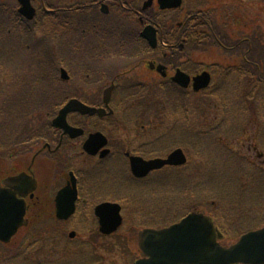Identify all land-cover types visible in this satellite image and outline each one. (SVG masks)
Segmentation results:
<instances>
[{
  "label": "rangeland",
  "instance_id": "374dc122",
  "mask_svg": "<svg viewBox=\"0 0 264 264\" xmlns=\"http://www.w3.org/2000/svg\"><path fill=\"white\" fill-rule=\"evenodd\" d=\"M75 1L60 0V10L56 7L49 12V9L42 8L39 0H32L31 4L37 13L33 19L25 21L19 16L21 5L17 0H0V73L20 76L27 87L25 95L18 96L23 97L21 105L17 99L8 104L4 94L7 85L0 78V144L7 146L13 143L23 161L30 157V153H34L33 149L39 142H45L41 129L49 131L44 121L52 109L56 111V117L57 112L72 98L91 102L92 105L102 103L101 98L94 99L89 96V91L95 90L97 86L94 83L101 78L98 74L106 73L105 82L108 83V78H112L116 73H123L135 61L132 54L140 52L141 47L139 44L132 47V43H145L138 35L147 24H139V15L129 14L122 9L119 10L120 13H110L102 17L103 19L96 17L94 21L93 16L90 17L86 11L80 10V6L87 3L79 4L75 13ZM144 1L146 0H140L136 8L145 12L144 15L161 22L175 15L170 11L159 12L156 8L148 12L143 11ZM191 1L193 12L206 11L202 0ZM237 1L239 2L210 0L205 5L217 13L220 12L221 5L231 7ZM47 2L57 4L55 0ZM61 4L63 6H60ZM63 8L71 10L66 11L65 15H56V10L58 9L59 13ZM240 11L241 15L246 16L249 26L229 31V36L218 28L226 27L225 24L219 25L218 20L216 24L213 23L218 26V40L222 44L217 48L213 47L216 41L208 40L211 38L209 35L208 39L198 38L200 42L193 38L192 42L199 48H206V54L199 56L204 62L217 61L227 65L214 66L215 71H209L212 82L207 90L194 92L189 89L187 93L182 94L184 91L175 85L171 86L174 90L171 94L169 87L162 88L160 93L145 88L146 91L141 93L140 89L132 86V79L135 78L128 73L124 75V78H128L125 85L132 87L127 94L118 96L113 103L117 114L111 121L118 122L115 123L117 125H128H122L124 132L119 129L114 133L117 140H127L129 125H137L136 128L142 131L143 136L136 138L138 146L145 151L144 155L155 159L164 158L170 151L181 149L191 161L200 157L203 161L199 159L198 162L194 160L189 163L188 160L183 167H168L160 174L151 175L141 181L132 176L127 159L118 164V172L113 166L120 158L114 161L104 159L97 165L94 160L80 153L78 157H74L72 152L62 151L65 156L60 167L52 158L47 162L49 168L46 170L45 166L43 167L40 180L44 182L49 181L50 176L56 175L61 169L65 175H68L70 170L77 173V166L81 172L89 173L98 187L111 180L118 185L119 194L110 193L108 196H126L125 200L131 203L128 208L133 211L138 208L136 202L140 201L138 198L141 197L137 188L142 186L147 189V193H151L149 196L153 197L152 200L149 198L150 209L144 208L143 211L146 214L153 208L155 215L144 217L141 214L139 222H129L131 227H135L133 231L129 226L119 232L118 237H114L115 234L113 237H107L95 230L96 221L94 227L91 226V221H82L80 226L75 227L70 223L60 225L56 219L54 204L51 202L42 218L37 217L28 228L21 230L10 245L0 244V264H133L140 256L137 231L149 229L140 225L147 222L144 218L158 219L161 215H166L168 210L181 212L184 208L202 209L203 204H206L203 209L206 211H209L208 207L212 204H227L237 208L243 205L259 207L264 204V156L260 154L264 153V57L259 59L261 57L258 56V51L264 54V0H241ZM182 15L186 14L178 13L176 17L171 18L174 19L173 27L177 22L184 23L185 17ZM59 19L63 25L59 23ZM200 26L201 29H198ZM59 28L61 29L58 32ZM103 28L111 29L113 36L108 39L106 50L110 54L107 62L100 64L96 69L98 73L95 79L91 76L94 75V68L88 43L94 40L95 33L101 34ZM189 31L207 35V25H201L198 19H193L189 24L185 23L184 34ZM128 43L131 49H123ZM164 43H167L166 40ZM178 43L180 45L181 41ZM99 44L100 42L96 41L97 47H100ZM191 53L192 50L187 52V55ZM180 57L183 55L169 59L176 61ZM51 62L53 68L50 67ZM62 69L67 72L68 79L62 78ZM199 70L204 68L200 67ZM46 75H51L49 80ZM151 75H142V78L151 79ZM16 86L15 92H20V88ZM163 92L168 99L164 97ZM10 97H13V93ZM16 97L17 95L14 98ZM73 116H67L71 124L77 123ZM105 119L101 120V123L96 116L86 118L90 124H96L97 128L94 130H101V133L111 122ZM53 130L52 127L51 133H56ZM90 130H93V126ZM57 135L59 137V134ZM116 139L113 144H117ZM166 148L169 149L164 152ZM4 149L5 153H0V164L9 169V151L5 147ZM157 149L160 150V155ZM26 154L28 155L24 157ZM19 160L20 158L18 162ZM51 179L57 187L58 181H54L53 177ZM84 184L90 188L92 186L87 180ZM54 188L49 198L54 196ZM86 206V211L92 214L89 220L94 219L93 209H90L94 205ZM227 206L223 209L228 208ZM261 223L262 221H254L248 225L259 227ZM71 232H75L72 238ZM222 244L229 245L228 242Z\"/></svg>",
  "mask_w": 264,
  "mask_h": 264
},
{
  "label": "flooded vegetation",
  "instance_id": "af4514ba",
  "mask_svg": "<svg viewBox=\"0 0 264 264\" xmlns=\"http://www.w3.org/2000/svg\"><path fill=\"white\" fill-rule=\"evenodd\" d=\"M59 1L60 0H56L57 2L56 6L58 9H59L58 7ZM174 1L175 0H162V3L159 4V0H147V1H144V4L142 5L145 7L147 6L146 8L150 7L148 8L147 12L151 10L152 8H156L155 10H158L159 12L170 11V13L175 14V15L171 14L172 15L171 18L176 17V14L178 13H182V14L184 13V15L186 14L185 16L182 15L183 17H185L184 23L177 22L174 24V27L172 25V21L174 19L169 18L166 21L161 22L158 19H154V18H151L150 16L144 15L145 12L140 11V9H136L140 3V0H85V1L76 0L75 1L74 6L75 7L77 6L76 8H73L76 11L75 13H77V10L79 9L78 8L79 4L83 2L87 3V4H82L80 6V10L83 9V12L86 11V13L90 14V17L93 16L95 18L94 21H96V17L103 19L102 17H106L110 13H113V12L120 13L119 10H122V9H124L125 11H128L127 13L129 14L139 15L138 16L139 24L141 25L147 24L145 25V28L142 30V32L139 33L140 36L138 35V38H140V40L144 38L143 32L146 30V28L150 27L154 29V31L153 30L151 31V29H148L146 31V34H145L146 39L145 38H144L145 40L143 39L145 43H132V47H136L137 44H139V46L141 47V50L137 54H132L133 60L135 61L133 62L132 65L126 68V71L120 74L116 73L112 78H108L107 80L108 83L105 82L106 73L98 74L99 77L101 76V78H99V80L94 83L97 86L95 90L89 91V96L94 99L101 98L103 102L106 96L107 90H111L112 99H111V102H109V108L113 111L112 113L107 112V114H105L104 117L102 118L99 116H96L99 122L102 123L103 121L101 120H104V118H106L105 119L106 121H111L113 118L115 119V115L117 114V112L113 108L114 101L117 99L118 96L122 97L123 95L127 94V91L130 90L132 86L137 89H140L139 91L141 93L146 91L145 88L149 90L152 89L154 92L160 93L163 87L164 88L170 87L172 89L171 86L173 85L171 84V80L174 78L173 74H174V71L177 69H181V70L187 69L188 72L192 73V75H196L198 73L203 72V70L199 71L200 67H203L204 70L207 69L209 71H213L214 66H217V67H221L223 65L227 66L226 64H220L217 61L210 62L207 60L206 62H204L199 56H201L200 54L204 55V53L206 52L205 50L206 48L205 49L199 48L195 44V42H192V41L194 38L195 41L200 42L198 38H207L209 35L211 38L210 39L207 38V39L210 41L212 39L216 41L215 46L213 47L217 48L219 43L221 44V42L218 40V34H219L217 30L218 26L216 25L217 26L216 27L215 25H213V23L216 24L217 20H218L219 25L224 26L225 24L226 27H218V28L220 29L222 33H226L228 36L230 34L229 31L233 32V30L235 29L249 26V22L247 21L246 16L244 14L241 15L240 0L239 2L237 1V3H235V5L231 7H224V4L221 5V7H219L220 12H217V13H215L212 8H208L205 5L210 0H202L203 2L201 1L202 3H204V6L207 8L205 12L204 11H201L199 13L193 12L192 7H191L193 2L191 0H182V5H180L176 9H171V10L164 9L167 5H170L171 2H174ZM149 2H151L150 5H148ZM42 4L45 7V9H49L48 11L52 12V10H50V9H53L52 5L46 2ZM214 4L216 5L215 2ZM60 6H63V5L61 4ZM181 7L184 10L181 9ZM58 9L56 10L57 12L56 15L58 16L60 14L65 15L66 11L71 10V9L67 10L66 8H63L58 13ZM177 9H180V10H177ZM203 13H207V14H203ZM191 18L196 19V20L198 19V21L201 22V25L202 24L207 25V33H206L207 35L203 33L199 34L197 32L195 34L194 32L191 33V31H189L187 34H184L185 23L189 24L190 21L193 20ZM59 23L63 25V22L60 21V19H59ZM251 24H254V23H251ZM179 27H182V28L179 29ZM201 27L202 26L198 27V29H201ZM61 28L58 29V32L60 31ZM110 36H113L111 29L103 28L102 33L101 34L99 32L95 33V37H93L94 40L88 43L89 49L91 51L93 68L95 70V71L93 70L92 72L94 73V75H91V76L94 77L95 79L97 77L96 74L98 73L96 72V69L100 66V64H103V65L106 64L107 58L109 57L110 52L107 51L106 48H107V45H109L108 39L110 38ZM154 36H155L156 41L152 43ZM133 40H136V39H131V41ZM164 40H166L168 44L164 43ZM96 41L100 42L99 44L100 47H97L95 45ZM179 41H181L180 45L178 43ZM103 44H104V47H103ZM124 46L125 48L123 49H127V50L131 49V45H129V43ZM188 50L189 51L192 50V53L187 55V52H189ZM193 52H195L196 55L197 54L198 55L197 56L194 55ZM125 53L129 54L130 52H125ZM181 55H183V57L178 58L175 62L171 61V63H169L170 57L175 58L176 56L179 57ZM128 73H131V75L135 78L134 80L132 79V82L134 85L130 87L125 85V82H128L127 81L128 78H124V75H128ZM151 73H154V74L151 75ZM142 75H151L149 77L152 80L144 79L142 78ZM2 79L7 85L6 91L4 93L5 97L8 96L9 98L12 93L14 96L16 95L14 94L16 92H18L20 96L25 95L24 93L27 87L25 86V81H23V79L20 76L13 77V74L9 73V74L3 75ZM122 79L124 81L123 84H122L123 82ZM15 85H17L16 88L17 87L20 88V92L19 91L15 92ZM12 89L13 91H11ZM185 93L187 92L184 91L182 94H185ZM72 99H77V98H72ZM81 102L91 107H96L98 109L102 107L105 108L106 106V105L104 106V104L101 102L100 104L97 103L95 105H92V103L88 101L86 102V101L81 100ZM55 113L56 111L52 109L51 112H49L47 115H52ZM72 115H74L73 120L76 121L77 123H74V124L69 123V124L73 129H76L77 131H80V132H76L74 136H71V134H66L62 130H58V129H54L53 131H55L56 133L53 134L51 133L52 127H50L51 130H49L48 132L44 129H41V131L43 130L42 134H44L43 139H45V142L44 141L39 142L33 149L34 153L33 154L30 153L29 158L26 157L28 154L24 155V157H26L24 161L22 159V155L18 152V149H16L15 146L12 145L13 143L7 144V146H2V144H0V153L1 154L5 153L6 151L4 149L5 147L9 151L7 160H11V167L9 169L3 168L0 164V189H6V190L17 192L19 194L26 195V197H24V200L26 202L25 218L27 219V226L25 227V229L28 228L31 225V222L35 220L37 217H40L41 219L42 216L46 212V208H48L50 206V203L53 202L54 208H55L56 219L58 220V222H60V225L70 223L71 226L75 227V225L80 226L82 221H86V222L88 221L89 223L91 221V226L94 227L95 221H96L95 230L98 232V234H101L107 237L112 236L114 234H115L114 237L115 236L118 237L119 232H121L123 229L129 226H130L129 228L132 229L133 231L135 227L133 225L131 227V224H129L130 221L137 220L136 222H139V219H141L140 218L141 214H143L144 217H146L145 215H147L148 217H151V216L153 217V215H155L154 213L155 211L153 212L152 207H151L152 210L151 211L148 210L146 214L143 211L144 208L150 209L149 202L150 200L153 199V197L149 196L151 193H147V189L142 186H140V188H137V190H139L138 194L139 195L141 194V197L138 198L140 201L136 202L138 203L137 204L138 208L134 209L135 211H137V213H135L133 209L131 210L128 208V206H130L131 203L125 200L126 196H123L122 198L115 197V196L114 197L108 196V194L110 193L119 194V190L117 188L118 185H116V183H112L111 180L110 181L108 180L107 183H103L102 185L98 187L96 185L94 178L91 177L89 173L87 174V172H82V173H83V176L87 175V181H89V183L92 185L91 188L87 187L86 185H83L81 173H79V175L78 173H76L75 175L77 177V184H78V187H77L78 198L77 196L73 197L72 194L67 196L64 200H66L68 204L67 209L68 208L69 209L68 210L66 209L65 211H61L59 215H63L61 217H64L65 215L70 214L68 212L71 209H73L74 203H76L75 204L76 209L73 215L71 216L69 215L68 218L66 217L67 219L65 220L60 219L58 215V210H57L56 198H57L58 192L69 182L70 178H68V175L63 174V171L61 169L59 172H56V175L50 176V180L47 182H44L43 180H40V179H41V172L42 170H44L43 167L45 166L44 168L46 170L49 168V163L47 165V162L51 158L54 161V163L58 164V167H60V164H62L61 161L63 157L65 156L63 155L62 151H65V152L70 151L72 152V155L74 154V157H78L80 153V155H84L90 158V160H94V162L97 163V165L98 163L103 162L104 159H107V160L110 159V161H114L116 158H120L119 161L115 162L116 165L113 166L114 168L117 169L116 171L118 172H120L118 164H121L123 162V159L128 160L130 164V168L132 167L131 166L132 157L143 158L144 160H147V161L151 159H155L148 155H144L143 153L145 151L141 149V146H138L137 138L143 135L141 134L142 131H139L136 128L137 125H131V126L129 125V132L126 137L127 140L123 139L122 141H119L114 137V133L119 129L121 130V132L122 130L124 132V128L122 127L123 123H120L117 125L115 124V123H118L116 121L114 123L112 121L109 122L107 127L103 129L102 134L105 136V139L99 140V143L101 144L100 146H102L99 148L98 141H96V139L90 141L93 135L101 133V130H94L97 128V125L93 123L90 124V122L86 120V118L88 117L82 116L79 113L72 114ZM92 126H93V130H90V127L92 128ZM123 126L127 127L128 125H123ZM57 134H59V137ZM135 136L137 138H135ZM115 139H116L117 144H113L115 143L113 142L115 141ZM85 147L90 151V153L86 152ZM136 147H139V148H136ZM168 149L169 148H166L164 152H166ZM173 151H170L168 154H166L167 156L165 155L166 157L164 158H167ZM157 152H158V155H160L159 149H157ZM19 158L20 160L18 162ZM21 160L23 161V163L20 162ZM44 163H46V165H44ZM164 169H167V167ZM164 169L160 171H152L149 175L146 176V178L145 177H138V178L134 177V178L137 181H141V180H144V178L147 179L151 175H154L157 173L160 174V172H163ZM70 171L68 173H70ZM20 175H25L24 176L25 178H23L22 182L16 183L13 187L6 186L5 182L8 179L19 177ZM132 176H133V173H132ZM52 177L54 181H58L57 187H55L56 183L53 182V180L51 179ZM101 177L103 178V176ZM29 179H34L36 181V189L32 193L30 192V189L28 186ZM53 188H54V196H52V198H49L50 195L52 194ZM260 192H263V191H260ZM157 199L161 200L158 197ZM202 203L203 202H201V204ZM86 204L88 206L94 205L90 209H93L95 220L94 219L89 220L92 214L86 211L88 210ZM103 204L118 205L119 207L114 208V211L116 210L120 211L119 214L122 217V225L115 232L109 235L105 233L108 232L111 227L110 225L111 219L109 217L114 212L110 211L111 214H108L107 213L108 211H106L98 215L96 209L98 206L103 205ZM205 205L206 204H203L202 209L195 208L193 210H188L184 208L181 210V212L180 211L176 212V210L169 212L168 210L166 212V215H161L162 216L161 218L160 217H158V219H154L156 217L144 218V219H147V222L140 223V225L142 226L144 225V227H149V229L160 230V229H164V228H167L169 226H172V225H175L181 222L183 219H185L190 214H193V213L200 214V215H203L211 219L214 226L217 228V231H216L217 237L219 236L218 233L223 235V237H218V242L221 245H223L222 243H225V242H228L229 245H231L237 242L239 238L245 233L257 230L264 226V204L260 205L259 207L243 205L239 208L234 207L232 205L227 206L226 204L225 206L228 207L226 209H223V207H225L224 205H221V204L213 205L212 204L210 207H208L209 211L203 210ZM82 211L84 212L82 213ZM80 214H82V218L78 217ZM102 219L107 225H109V227L105 229L106 230L104 231L105 233L101 231V227H100V221H102ZM254 221L256 222L262 221V223L259 227L258 226L252 227L248 225L249 223H253ZM21 230L22 228L19 229L18 234L21 232ZM140 231L141 230L137 231V235H136L137 243L139 241ZM71 233H75V232H71ZM70 237L72 238L74 236H71L70 234ZM229 245H226V246H229ZM138 253L140 256L137 257V260L145 257L144 254L141 252L140 248L138 250Z\"/></svg>",
  "mask_w": 264,
  "mask_h": 264
},
{
  "label": "water",
  "instance_id": "95a60500",
  "mask_svg": "<svg viewBox=\"0 0 264 264\" xmlns=\"http://www.w3.org/2000/svg\"><path fill=\"white\" fill-rule=\"evenodd\" d=\"M20 1L23 6L20 11L21 14L32 19L35 10L31 7L30 0ZM159 3H162V0H159ZM178 4L173 3L168 7ZM152 41V43L155 42V37ZM173 81L181 87L187 88L191 79L179 73ZM193 82L194 90L199 92L207 88L210 83V76L203 74L196 77ZM110 97L111 90H108L105 97L106 105H108ZM72 112L91 116L95 114L105 115V110L86 107L76 100L71 101L60 112L59 117L54 121V125L72 136L75 135V132L66 121L67 115ZM185 163L186 158L183 152L177 150L166 160L157 159L146 162L141 159L138 161L132 159V169L138 177H145L149 172L165 166H181ZM22 180L12 178L5 184L7 187H13ZM28 186L30 190L35 189V181L29 179ZM24 196L25 194L0 189V241L9 243L18 229L26 225L23 220L26 211L25 202L22 199ZM114 208L116 207L103 205L97 209L98 212L101 210L108 211V214H111L110 211L114 212L109 217L111 227L108 232L105 233L104 231L109 226L103 219L100 221L101 231L108 235L115 232L121 225L119 211H114ZM216 241L215 229L210 221L202 216L190 215L180 224L168 229L147 230L140 233L139 247L147 258L140 260L137 264H264V228L243 236L238 243L229 248L221 247Z\"/></svg>",
  "mask_w": 264,
  "mask_h": 264
},
{
  "label": "trees",
  "instance_id": "16d2710c",
  "mask_svg": "<svg viewBox=\"0 0 264 264\" xmlns=\"http://www.w3.org/2000/svg\"><path fill=\"white\" fill-rule=\"evenodd\" d=\"M56 1V0H55ZM47 3H49V4H51V2H47ZM57 3V2H56ZM54 5H56V4H54ZM261 39H263V35L261 34ZM263 44H264V40H263V42H262ZM259 48H260V46H259ZM263 54V52L262 51H258V56H260L261 58H259V57H257V58H259V59H262L263 57H264V54Z\"/></svg>",
  "mask_w": 264,
  "mask_h": 264
}]
</instances>
